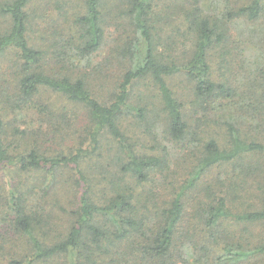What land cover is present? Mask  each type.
Masks as SVG:
<instances>
[{"label":"trees","instance_id":"16d2710c","mask_svg":"<svg viewBox=\"0 0 264 264\" xmlns=\"http://www.w3.org/2000/svg\"><path fill=\"white\" fill-rule=\"evenodd\" d=\"M263 10L264 0H253L249 5L227 9L219 20L195 8L184 21L194 40L192 52L184 54L182 50L177 54L179 48L159 51L162 38L154 0H0V173L11 167L17 174H47L40 191L46 199L67 185L62 170L71 168L78 176L81 194L77 212L66 208L61 199L57 201L59 216L75 221L65 230L54 229L53 234L44 230L57 218L54 210L46 209L47 215L40 216L31 202L35 190L7 181L6 195H0L4 217L16 236L27 239L32 251L27 261L13 260L10 264H52L63 258L68 264H176L172 258L177 233L187 216L183 199L191 189L199 194L193 218L209 230V236L204 244H192L188 249L222 250L216 258L218 264H241L250 258H260L264 264V240L250 246L242 235L233 240L218 231L226 223L264 227V170L252 161L264 154V143L244 136L234 118L222 123L211 118L213 112L227 107L237 96L227 79L215 77L211 52L229 42V23L241 18L256 21ZM117 20L124 21L132 31L131 39L116 52L126 68L115 83L111 100L101 102L92 92L90 76L58 69L67 65L65 58L71 53L89 62L106 43L108 26ZM49 22L59 31L58 40L49 32ZM4 62L9 63L5 68ZM175 76L185 77L191 84L189 110L194 114L171 89L168 80ZM146 81L158 91V106L153 112L133 103L134 89ZM45 92L61 95L86 109L87 147L81 146L69 156H48L36 140L27 142L35 130L21 129L17 122L37 104L41 113H54L41 104ZM10 114H14L13 119H9ZM161 115L164 118L154 123V118ZM128 118L135 120L137 129L148 137L153 136L160 121L172 141L186 142L193 137L191 143L199 155L183 190L155 215L158 224L154 229L139 217L133 190L126 184H108L113 196L107 204L98 205L92 196L93 178L85 176L81 168L86 157L102 150L106 135L120 144L121 155L127 157L118 160L127 182L135 178L146 182L164 167L163 158L141 152L131 142L122 127ZM222 138L225 140L220 141ZM15 139L23 145L12 141ZM215 169L218 176L204 181ZM244 169L253 173L244 174ZM247 179H253L252 184ZM239 182L244 187L237 186ZM129 242L130 251L121 254L125 262L114 261L113 250ZM5 247L0 246V255Z\"/></svg>","mask_w":264,"mask_h":264},{"label":"rangeland","instance_id":"374dc122","mask_svg":"<svg viewBox=\"0 0 264 264\" xmlns=\"http://www.w3.org/2000/svg\"><path fill=\"white\" fill-rule=\"evenodd\" d=\"M113 3H120V0H112ZM253 0H154L155 13L160 18V52L173 51L176 48L177 54L183 50L184 54H190L194 46V40L189 31L188 23H184L185 19L195 8L201 9L205 15L218 18H224L223 13L227 9H235L251 4ZM50 24V22H49ZM231 27L230 40L225 45L216 47L212 53V66L217 80L227 79L230 85L236 89L237 96L225 108L220 111L213 112L211 118H215L219 122L234 118L244 136L255 141L264 143V10L261 17L256 21H249L241 18L229 23ZM49 26V25H48ZM46 27V26H45ZM55 38L60 37L59 31L54 24H50V31ZM107 39L103 48L91 58L89 62L81 61L74 54L68 55L65 60L67 65L59 68L58 72L63 68L69 69L63 72L84 73L91 77L90 86L95 96L101 102L111 100L115 83L118 82L126 68L125 62L119 59L116 52L131 39L132 31L124 21L117 20L107 28ZM9 63L4 62L3 67ZM175 96L184 104L187 109L191 107V84L185 77L175 76L168 80ZM133 103L137 106L148 107L153 112L155 106H158V91L149 81L137 86L133 91ZM41 104L47 105L54 113H41L37 107L29 110L24 114L23 119L17 122L21 129H34L33 137L27 139L28 143L35 140L41 151L48 156H56L66 154L69 156L75 154L82 146H88L87 136V111L81 105L70 103L66 98L53 92H45L42 96ZM194 114L192 109L189 110ZM155 117V116H154ZM199 118L200 115H197ZM14 118V114H10L9 119ZM161 115L154 118V123L163 119ZM196 117L194 116V120ZM153 127V125H151ZM123 130L135 142L141 152H147L151 156L163 158L164 167L151 174L146 182H139L136 178L127 182L125 175L118 167V160L127 158L121 155V147L109 135L102 139V150L96 155L85 158L82 164V170L85 176L93 178V198L98 205H105L113 196L111 191L112 184H121L128 186L133 190L136 201V209L139 217L144 218L146 226L155 228L157 225V215L162 209L166 208L174 200L179 192L183 190L186 182L190 179L192 170L196 164L197 149L191 143L193 137H189L186 142H175L170 140L165 132L162 121L156 125V132L153 136L144 134L142 130L137 129L135 120L128 118L123 124ZM216 128V127H213ZM223 134L225 135L224 130ZM225 140L224 138L220 141ZM23 145V142L15 139ZM19 145V146H20ZM257 165L264 170V154H259L252 159ZM63 177L67 185L60 186L54 193L48 194L46 199L43 198L44 180H48L45 173H20L15 168L0 173V195L4 196L7 192L6 183L22 184L21 186L29 187L36 192L31 198V202L37 208L40 216L44 214V210L55 212L57 218L50 221V225L44 231L56 234L54 229L65 230L72 222L71 217H61L58 214V200L64 202V206L70 211L77 212L80 208V188L78 186V176L71 169L62 170ZM244 174L251 175L252 169H244ZM219 170H213L204 181H210L218 176ZM253 180V179H252ZM251 179H247L248 184H252ZM104 184L99 187L98 183ZM244 187L242 182L237 184ZM105 191H103V189ZM196 189L185 192L183 202L186 206L187 216L180 226L177 233V249L173 253V262L176 264H218L217 257L224 251L215 252H192L188 249L192 248V244H202L208 239L209 230L203 226H199L193 218L197 196ZM45 200V201H43ZM0 201V246H6L1 251L0 264H10L13 260L27 261L30 256L31 247L24 237L16 236L9 228L8 219L4 217L5 207ZM147 218V219H146ZM142 220V219H140ZM143 221V220H142ZM150 224V225H149ZM58 227V228H57ZM151 228V227H150ZM246 229L250 232L246 233ZM245 230V231H244ZM146 231V229H145ZM220 234L228 235L233 240H238L240 235L244 236L245 242L251 245L264 240V227L256 226L245 228L244 225L236 223H226L224 227L219 229ZM42 233L39 235L42 238ZM202 236V238H200ZM5 237V238H4ZM185 247L182 249L181 245ZM131 242L120 244L111 253L113 260L118 263L125 262L121 254L129 252ZM210 249L211 245L207 244ZM205 248V247H204ZM186 250V252H185ZM183 251V252H182ZM26 257V260L24 258ZM110 260V258H107ZM171 260V262H172ZM52 264H68L67 260H55ZM241 264H261L260 258H250Z\"/></svg>","mask_w":264,"mask_h":264}]
</instances>
